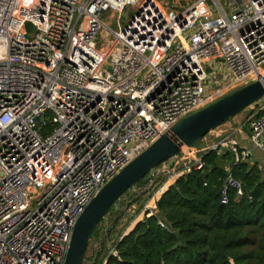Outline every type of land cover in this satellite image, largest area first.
I'll return each mask as SVG.
<instances>
[{"label":"built area","instance_id":"1","mask_svg":"<svg viewBox=\"0 0 264 264\" xmlns=\"http://www.w3.org/2000/svg\"><path fill=\"white\" fill-rule=\"evenodd\" d=\"M108 13L118 30L104 22ZM259 76L264 0L180 9L160 0H0V264H65L78 219L110 180L178 121ZM250 109L249 139L264 153V98ZM209 150L230 151L236 164L253 157L232 136L197 158L179 156L182 170L156 201L201 170ZM231 189L244 196L229 174L223 204Z\"/></svg>","mask_w":264,"mask_h":264},{"label":"trees","instance_id":"2","mask_svg":"<svg viewBox=\"0 0 264 264\" xmlns=\"http://www.w3.org/2000/svg\"><path fill=\"white\" fill-rule=\"evenodd\" d=\"M201 159L203 168L169 185L156 201V210L147 211L111 250L107 249L115 234L111 226L120 218H113L106 229L101 228L102 220L84 264H264V172L250 161L236 164L230 151L219 155L209 150ZM229 174L243 183L244 196L237 198L231 189L229 203L223 204L221 190ZM167 182L165 176L152 185L145 192L148 200ZM148 186L149 181L136 185ZM142 201L139 196L135 203Z\"/></svg>","mask_w":264,"mask_h":264},{"label":"water","instance_id":"3","mask_svg":"<svg viewBox=\"0 0 264 264\" xmlns=\"http://www.w3.org/2000/svg\"><path fill=\"white\" fill-rule=\"evenodd\" d=\"M263 98L264 76H259L256 81L178 121L168 133L110 180L91 201L73 229L65 264H84L95 230L126 193L141 181L147 183L153 177L154 186L163 173L175 167L183 149L198 148L208 134ZM161 166H165L163 172L159 171ZM117 221L118 218L112 227Z\"/></svg>","mask_w":264,"mask_h":264},{"label":"rangeland","instance_id":"4","mask_svg":"<svg viewBox=\"0 0 264 264\" xmlns=\"http://www.w3.org/2000/svg\"><path fill=\"white\" fill-rule=\"evenodd\" d=\"M194 0H160V2L162 3V5L164 7H169L170 3L173 4V7H175V9H180L182 6L186 5L187 3H191ZM129 15L132 14V11L128 12ZM110 13L106 14L103 16V20L105 23H107L110 28L112 30H118V25H117V21L110 19ZM128 20V16L125 13L123 15V19H122V25L124 26L127 23ZM107 36L102 40L103 42H105V40H107ZM217 80H220L222 82L223 85L228 84L230 82V78H226L224 75H217L216 76ZM241 87L236 88V90L230 92L229 94L239 90ZM252 109H247L246 111L240 113L237 117L238 119V126L240 128H244L248 125H246L247 123V119L249 118V116L251 115ZM224 126V124L222 126H220L219 128H217L216 130L212 131L210 134H208L203 141L200 143L199 148L197 149L198 152L194 151H189L188 148H185L184 154H181L179 158H197L199 156V152L206 148V147H210L212 145L215 144H219L222 141V138L216 139V136L220 135L219 131L222 129V127ZM233 137L239 142V144L249 150H252V154L254 156V159L256 160L258 158V160L264 165V153L258 149H254V146L252 145L249 137H247L246 135H244V132L242 131V133H238V134H234ZM164 167L165 166H161L159 171L163 172L164 171ZM182 167L181 166H175L170 172L167 173H163L161 175V177H167L168 182L161 185L159 187V189H157V191L152 195V199L148 200V196L149 193L145 194V192H147L148 190H150L153 186L152 184H154L155 181V177H153L151 180H149V184L150 186H148L146 189H143V187H134L132 188L125 196H123L121 198V200L113 207L112 212L110 214H108L104 220V223L101 224V228L102 229H106L109 226L112 225V220L113 218H117L119 217L120 219H118V221L120 222V224L118 226H114L113 229H115V234L113 236V239L108 243L107 245V249L111 250L114 241L120 237V235H125L127 234L130 230L133 229L134 225L140 221L142 219V217L146 214L147 211H154V207L156 205V199L157 197L160 195V189L164 188L167 184L171 183L172 177L174 176V173H176L178 171V169ZM152 186V187H151ZM143 197L144 201L140 202V203H135V200L138 197ZM120 214V215H119ZM117 221V222H118ZM112 227V226H111ZM96 246V242L94 241L93 243Z\"/></svg>","mask_w":264,"mask_h":264},{"label":"crops","instance_id":"5","mask_svg":"<svg viewBox=\"0 0 264 264\" xmlns=\"http://www.w3.org/2000/svg\"><path fill=\"white\" fill-rule=\"evenodd\" d=\"M248 119H247L246 125L248 124ZM242 131L244 132V135H246L247 137H249L250 130H249L248 125L245 127V129L244 128H240L238 126V119H237V117H235L232 121L227 122V123L224 124V126L222 127V129L219 131L220 135L216 136V139H219V138L223 137L222 138V140H223V139H225L226 137H229V136H232L233 137L234 134L242 133ZM238 144H239V142H238ZM242 148H244V147H242ZM250 162L252 164H257L259 166V169L264 172V165L258 160V158L255 160L254 159V156H253L252 159L250 160Z\"/></svg>","mask_w":264,"mask_h":264}]
</instances>
